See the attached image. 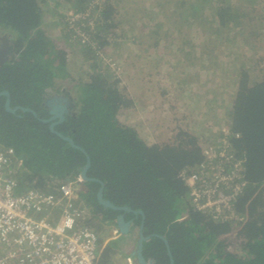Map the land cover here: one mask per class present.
<instances>
[{
  "label": "trees",
  "instance_id": "trees-1",
  "mask_svg": "<svg viewBox=\"0 0 264 264\" xmlns=\"http://www.w3.org/2000/svg\"><path fill=\"white\" fill-rule=\"evenodd\" d=\"M51 1L0 0V33L10 40L9 58L0 64V91L10 92L12 106L35 108L42 117L48 116L44 114L47 109L42 105L43 96L50 90L65 91L56 87L55 81L66 65V51L43 27L44 12L62 15L59 24L66 28L63 37L67 39L72 30H67L62 8L83 12L98 9L99 24L94 30L84 27L99 48L110 42L111 31L113 39L119 37L122 23L115 0H53V5ZM243 1L150 0L147 10L153 12H148V30L153 32L152 22L157 17V35L177 40L186 31L189 44L179 49L184 56L194 55L206 65L200 52L205 50V56L214 61L217 57L213 50L217 47L206 53L202 42L191 41L201 33L212 42L218 38L252 43L264 39V34L251 30L264 27V0ZM197 28L200 33L196 36ZM85 46L87 55L96 60L93 73L86 82L77 83L80 94L73 112L55 128L73 137L91 160L87 175L95 179L84 180L79 194L89 210L88 218L81 223L95 229L99 236L97 264H118V255L132 256L138 264L134 248L142 223L144 234L151 235L144 240V254L155 264H169L168 248L173 264H264V74L257 73L263 68L260 60L255 66L250 61L235 66L230 80L235 85L232 100L221 121L231 129L232 151L244 158L247 182L236 202L237 211L246 216L240 229L243 239L240 250L233 251L220 236L231 231L234 223L216 222L210 215L192 209L189 188L180 175L202 161L201 142L209 133L201 139L196 130L181 127L172 140L147 142L134 125L120 119L121 111L134 103L126 87L121 86L115 73L101 69L93 46ZM210 65L205 67L210 69ZM6 98L0 95V147H14L23 159L14 174L20 190L52 191L66 179L79 176L88 161L87 154L51 131L49 124L33 113L8 111ZM209 135L216 140L221 133L212 127ZM101 181L106 199L131 208L125 215L132 220L127 233L119 232V210L102 204L98 207ZM113 228L118 229L116 235L112 234ZM158 234L168 240V248ZM163 257L167 260L160 261Z\"/></svg>",
  "mask_w": 264,
  "mask_h": 264
},
{
  "label": "rangeland",
  "instance_id": "rangeland-1",
  "mask_svg": "<svg viewBox=\"0 0 264 264\" xmlns=\"http://www.w3.org/2000/svg\"><path fill=\"white\" fill-rule=\"evenodd\" d=\"M149 1L115 0L122 21L118 29L120 35L113 39L111 31L109 35H112V41L110 40L105 48L95 50V57L100 61L101 69H107L104 71L118 76L121 86L126 87L129 97L134 101L128 109L121 111L120 119L134 125L147 142L172 140L181 127L197 131L199 136L204 138L206 133L210 134L212 127H217L226 116L235 86L230 81L234 76L235 66L245 61L246 64L250 61L255 66L260 60L259 64L261 63L263 68L257 73L264 74V39L252 43L244 39L230 41L227 38H218L212 42L201 33L191 41L202 42L206 46V53L217 47L213 50L214 56L217 57L214 61L205 56V50L200 52L204 55V61L208 65L211 64L210 69H207V64L203 65L201 59L194 55L184 56L179 49L180 45L187 47L190 41L185 30V36L180 35L177 40L164 34L157 35L155 29L160 25L156 17L152 22L153 32H149L148 12H153L147 10ZM54 2L52 0L51 4ZM245 2L244 0L243 3ZM261 4H264L263 1ZM149 9L153 10V7ZM61 10L66 16L70 9ZM61 18L59 13L46 10L43 27L66 51L63 74L57 75L55 83L56 87L67 91L75 103L77 95L80 94L77 83L86 82L90 78L93 73L92 65L96 60L87 55V47L82 38L68 33L67 39H64L65 27L59 24ZM97 18L100 21L99 10L91 9L89 19L99 24ZM86 21L82 22L83 26L87 24ZM197 30L196 36L200 33L198 28ZM251 30L264 34V27H251ZM161 36L164 37L158 39ZM106 59L117 63L120 69L112 70ZM113 231L114 228L112 234L116 235Z\"/></svg>",
  "mask_w": 264,
  "mask_h": 264
},
{
  "label": "built area",
  "instance_id": "built-area-1",
  "mask_svg": "<svg viewBox=\"0 0 264 264\" xmlns=\"http://www.w3.org/2000/svg\"><path fill=\"white\" fill-rule=\"evenodd\" d=\"M90 12V8L85 12L70 9L67 30L97 51L99 45L82 23L87 20L86 25L95 28ZM106 60L112 70L120 69L117 63ZM216 129L221 133L216 140L201 138L202 161L180 175L189 188L192 209L216 222L234 223L233 229L220 238L228 249L239 251L246 216L237 211L236 202L247 184L244 158L236 156L230 147V127L221 122ZM22 161L14 147H0V264H97L98 233L81 223L89 216L79 194L84 181L81 174L52 191H21L14 174ZM113 232L118 233V229ZM128 264L136 263L128 258Z\"/></svg>",
  "mask_w": 264,
  "mask_h": 264
},
{
  "label": "water",
  "instance_id": "water-1",
  "mask_svg": "<svg viewBox=\"0 0 264 264\" xmlns=\"http://www.w3.org/2000/svg\"><path fill=\"white\" fill-rule=\"evenodd\" d=\"M0 38L3 40V42H5L6 45H4L3 47H5L6 48V51H8L7 50V47H9V39H8V37L5 36V35H3V36H0ZM8 58H9V55L7 53L6 58L5 59H2V61L4 62V61L8 60ZM0 95H6L7 96L6 102H5V107H6V109L8 111L13 112V113H16L18 110H22L24 112H31L34 115H37L36 110H34L33 108H31L29 106H23V105L12 106L11 105L10 92L8 90L0 91ZM58 98L61 101L65 102V103L64 104L63 103H60L57 106V109H56V111L54 113V116H51L49 118H43L42 120L44 122L52 121L50 123V129H51V131L55 132L60 137L68 140L72 144V146L77 147V148H81L87 154V152H86V150L84 148H82L80 145H78V144L75 143V140H74L73 137H71L69 134H64L63 132H61L60 130H58V129L55 128L56 123H59V122H61L64 119L65 113H69L70 112L69 111V106H70L71 101H72V98L67 97V96H64V97L59 96ZM55 117H58V119L55 120ZM87 156H88L87 157L88 158V161H87V163L83 167V170L81 172V176H82V178L84 180H93L95 178L89 177L87 175L88 168H89V166L91 164L90 157H89L88 154H87ZM97 197L99 199V202H101L104 206H110V207L115 208V209H125L126 211H130L131 210V208L129 206H117L114 203H112L109 199H106L104 197V182H102V181H101L100 189H99V191L97 193ZM135 212H137V213L138 212L139 213H143L141 210H135ZM117 222H118V226H119L120 230L122 232H127L129 222H126L124 220L123 215H120L118 217ZM145 238L146 237L142 234L141 237H140V239H139V250H138V256H137L138 257L137 260H138L139 264H148L147 262H145L142 254H141V249H142L143 241H144Z\"/></svg>",
  "mask_w": 264,
  "mask_h": 264
},
{
  "label": "flooded vegetation",
  "instance_id": "flooded-vegetation-1",
  "mask_svg": "<svg viewBox=\"0 0 264 264\" xmlns=\"http://www.w3.org/2000/svg\"><path fill=\"white\" fill-rule=\"evenodd\" d=\"M3 34V33H2ZM3 35H5L6 36V34H3ZM3 35H0V36H3ZM10 41V40H9ZM10 43V42H9ZM4 45H6L5 44V42H3V40L0 38V64H3L4 62L2 61V59H5L6 58V56H7V53H8V55H9V51H10V46L9 47H7V50L8 51H6V48L5 47H3ZM59 96H62V97H64V96H67V97H70L71 98V96L68 94V92L67 91H63V92H61V93H59V92H57L56 93V91H54V90H50V92L47 94V95H45V96H43V102H42V105L43 106H45L46 107V109H47V111L46 112H44V114H47L48 116H46V117H42V116H39V114H38V112H37V110L34 108V110H36V112H37V115H35L37 118H39L42 122H44L42 119L43 118H49V117H51V116H54V113H55V111H56V109H57V106L60 104V103H65V102H63V101H61L58 97ZM6 102V101H5ZM16 105H20V104H16ZM16 105H14V106H16ZM74 105H75V103L73 102V100L71 101V104H70V106H69V113H65V117H64V119L66 118V116L67 115H69L70 113H72L73 112V107H74ZM6 108V107H5ZM32 108V107H31ZM54 111V112H53ZM58 119V117H55V120H57ZM64 119L61 121V122H59V123H56V125L57 124H60V123H62L63 121H64ZM52 121H49V122H45V123H48L49 124V127H50V123H51ZM55 125V126H56ZM99 189H100V187H99ZM99 189H98V191H99ZM98 201H99V199H98ZM111 201V200H110ZM112 202V201H111ZM113 203V202H112ZM102 203L101 202H99V204H98V207H100L99 205H101ZM103 205V204H102ZM116 205V204H115ZM104 206V205H103ZM117 206H120V205H117ZM121 206H127V205H121ZM104 207H107V208H112V207H110V206H104ZM112 209H114V210H119L120 212H118L117 213V219H118V217L120 216V215H123V217H124V220L126 221V222H129V225H128V230H127V232L130 230V226H131V223H132V220L131 219H129V220H127L126 219V214H127V212H129V211H126L125 209H115V208H112ZM131 211V210H130ZM137 213V212H136ZM139 213V212H138ZM119 228V227H118ZM119 232L120 233H127V232H122L121 230H120V228H119ZM139 232H140V234H139V238H138V241H137V243L135 244V248H134V251L136 252V259L138 258L137 256H138V250H139V239H140V237H141V235L143 234L146 238L145 239H148L149 237H151V235H145L144 234V232H143V223L141 224V226H140V229H139ZM158 236H160V237H162V238H164V241H165V244H166V247L168 248L169 247V243H168V240L163 236V235H159L158 234ZM144 239V240H145ZM141 254H142V256H143V258H144V260H145V262H147L148 264H155V261L154 260H152V259H150V258H147L146 256H145V254H144V241H143V245H142V249H141ZM168 256H169V264H173L174 263V258H173V256H172V253H171V251H170V249L168 248ZM161 260H163V261H166L167 259L165 258V257H163L162 259H160V261ZM137 262H138V260H137ZM138 264H139V262H138Z\"/></svg>",
  "mask_w": 264,
  "mask_h": 264
},
{
  "label": "crops",
  "instance_id": "crops-1",
  "mask_svg": "<svg viewBox=\"0 0 264 264\" xmlns=\"http://www.w3.org/2000/svg\"><path fill=\"white\" fill-rule=\"evenodd\" d=\"M128 258H132L133 259V257L131 256H129V257H124V256H120V255H118L117 257H116V260H117V262L116 263H118V264H128ZM134 260V259H133Z\"/></svg>",
  "mask_w": 264,
  "mask_h": 264
},
{
  "label": "bare ground",
  "instance_id": "bare-ground-1",
  "mask_svg": "<svg viewBox=\"0 0 264 264\" xmlns=\"http://www.w3.org/2000/svg\"><path fill=\"white\" fill-rule=\"evenodd\" d=\"M128 262V261H127Z\"/></svg>",
  "mask_w": 264,
  "mask_h": 264
}]
</instances>
